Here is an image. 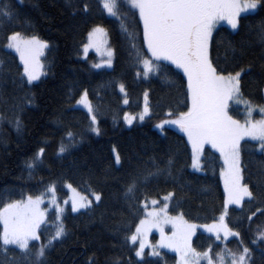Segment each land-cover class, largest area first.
<instances>
[{
  "label": "trees",
  "instance_id": "1",
  "mask_svg": "<svg viewBox=\"0 0 264 264\" xmlns=\"http://www.w3.org/2000/svg\"><path fill=\"white\" fill-rule=\"evenodd\" d=\"M116 3L118 16L111 17L103 0H0V208L42 196L53 186L64 199L66 184L100 196L83 212L68 209L63 218L65 235L51 245L48 241L60 224L50 212L40 240L30 242L31 253L11 245L7 252L0 247V264H178L177 256L164 250L157 257L136 255L137 246L129 237L145 215L144 202L171 193L170 213L199 225L217 221L225 210L220 155L205 148L203 171L195 172L187 138L174 128H157L190 109L187 77L174 65L153 58L138 10L128 0ZM258 4L255 12L240 17L238 29L222 25L215 30L210 59L225 75L245 69L241 97L260 107L264 0ZM97 26L107 31L114 51L109 70H95L90 63L94 55L82 58L88 35ZM16 32L47 43L45 76L38 83L28 82L19 57L7 48L8 37ZM145 60L151 62V70ZM85 92L99 134L93 131L90 115L77 107ZM146 101L148 119L126 127L125 115L140 114ZM229 112L244 120L243 107L232 104ZM16 118L21 121L19 130ZM41 149L43 155L38 157ZM241 155L244 183L253 197L228 212V225L239 236L223 243L198 232L194 248L199 253L211 249L218 259L225 250L239 254L248 247L249 264H264V240L257 238L264 230V150L260 143L245 140ZM30 163L35 167L29 168ZM133 182L136 188L129 193ZM40 245L45 246V257L38 259Z\"/></svg>",
  "mask_w": 264,
  "mask_h": 264
},
{
  "label": "snow or ice",
  "instance_id": "2",
  "mask_svg": "<svg viewBox=\"0 0 264 264\" xmlns=\"http://www.w3.org/2000/svg\"><path fill=\"white\" fill-rule=\"evenodd\" d=\"M259 0H246L241 4L239 0H128L132 8L139 12V17L143 21V36L147 41V46L152 56L156 60H169L177 68L183 70L188 78V89L191 94V109L182 113L177 120L164 121L158 125L163 129L164 124H176L187 133L188 139L192 144L195 159V165L198 166L199 156L203 151L205 144H211L217 148L224 157L227 165L225 175V190L228 193V203L242 205L244 198L253 197L249 186L242 183V168L240 162V141L245 136L254 140H260V147L264 150V118L260 120L249 119L244 123L233 119L228 114L229 101L236 98V102L241 100V75L245 69L233 73L223 74L217 70L212 60L209 58V41L212 30L217 20L226 19L233 28L239 23L240 13L246 9H255ZM103 8L108 15L116 17V0H103ZM87 6H85V10ZM5 16L9 12L3 13ZM102 28L94 29L90 33V38L96 33H101ZM264 35V33H262ZM8 49H14L20 54V59L24 63V74L28 82L39 79L36 68L39 67L35 61L34 53L38 48L47 47L46 44L38 41L35 37L30 40L23 39L19 32L13 33L8 37ZM88 47H85V53ZM111 55V53H109ZM145 66L151 70V62L144 61ZM110 65V61H109ZM99 67V65H95ZM2 67V62H0ZM123 91V86H121ZM78 103L84 105L88 112H92L91 102L88 101L87 92L83 94ZM127 103V101H125ZM248 115L251 117L252 108L249 102ZM148 109L145 107V112ZM264 113V108H260ZM95 121V116L92 117ZM125 119L131 124L135 117L126 116ZM143 119V116H141ZM3 117L0 116V121ZM14 123L17 130L21 127V121L16 118ZM98 133V129H94ZM71 133L69 137L71 138ZM65 148L62 146L60 152L63 153ZM43 155V149L37 154L38 157ZM120 162L119 155L116 157V163ZM170 163V162H169ZM29 168L35 167L34 163L28 165ZM71 187V185H69ZM136 188L133 182L128 192L132 193ZM55 192V189H52ZM75 191V190H73ZM166 196L167 201L171 197ZM100 196H96V201ZM42 202L41 197L33 199L28 196L27 200H15L8 202L0 208V222L3 223V232L0 234V247L5 252L7 246L15 245L23 253H31V241L40 240V225L44 220V213L40 209ZM157 201L153 200L155 205ZM91 201L86 203L73 202L72 211H79L80 208H86ZM147 207V205L145 206ZM62 212L63 209H60ZM167 204L159 211L153 210L148 212L150 219L140 221V226L136 229V234L129 237L133 244L136 243L138 236L146 235L147 231L153 226H159L162 223L172 222L176 231L173 238L162 239L161 246L172 248L181 254V264H198V259L203 255L208 264H213V259L209 254L197 253L190 246V237L196 225H190L181 217H169L166 214ZM161 213H164L161 216ZM224 215H227L225 211ZM224 217H221L223 222ZM208 227V226H205ZM225 232V236H239L238 232H233L226 224L221 223L218 228L216 225L208 227L209 231H215L217 238H220V230ZM65 235V229L61 221L54 235L49 239L48 244L62 238ZM163 237V229L161 228ZM259 240H264V230L257 233ZM256 241H253L255 243ZM145 244L142 242L137 251V256H142ZM211 249H209V252ZM154 255L157 253H153ZM232 259L231 264H249L250 249L244 247L237 253H228ZM35 255L39 258L45 257V246L40 245ZM217 264H224V256L220 255Z\"/></svg>",
  "mask_w": 264,
  "mask_h": 264
},
{
  "label": "rangeland",
  "instance_id": "3",
  "mask_svg": "<svg viewBox=\"0 0 264 264\" xmlns=\"http://www.w3.org/2000/svg\"><path fill=\"white\" fill-rule=\"evenodd\" d=\"M239 2L243 5V4L246 3V0H239ZM258 5H257V7L255 9H246V10L242 11L240 13L239 19L243 15H247V14H251V13L255 12L256 9L258 8ZM111 17H113V16H111ZM222 25L228 26L231 29L236 30V29H238L239 23H238V26L236 28H233L231 26V24L226 19L217 20L215 22V26H214V28L212 30V34H211L210 41H209V58H210V46H211V40H212L213 34H214L215 30L217 28H219L220 26H222ZM96 28H102L104 31L101 32V33H96L91 38H90V35H88L87 43L85 45V47L86 46L88 47V51L85 53V47L83 48L82 58L84 60H88L91 55H94V59L91 60V62H90L91 66L95 70H109L114 65V51H113V48L110 45L108 33L103 27L97 26V27L93 28L90 33H93L94 29H96ZM21 37L23 39H26V40H30V39L33 38V37H23V36H21ZM36 39L38 41L42 42L43 44L47 45V43H45L41 39H39V38H36ZM10 50L13 51L14 53H16L17 56L20 59V54L19 53H17L14 49H10ZM46 50H47V47L38 48L36 50V52L34 53L35 61L39 65V67L36 68V72L39 75V79L34 80L32 82H29L31 84L38 83L45 76L43 58H44V55L46 53ZM109 53H111V55H109ZM153 58H155V57H153ZM20 61H21V59H20ZM109 61H110V65H109ZM160 61L168 62V63H170V64H172V65H174L176 67V65L173 64L169 60H160ZM21 63L23 65V67H24V63L22 61H21ZM95 65H99V67H96ZM177 69H179L180 71L183 72L182 69H180V68H177ZM185 76L187 77L186 74H185ZM26 78H27V76H26ZM27 80H28V78H27ZM190 96H191V94H190ZM87 98H88V94H87ZM88 101H89V98H88ZM125 101H127V103H128V99L127 98H124V103H125ZM245 101L246 100H244L242 97H241V100H240L239 103L236 102V98H233V100L229 101V105H228V109H227L228 114L230 115V112H229L230 106L232 104H234V105H237V106H241V107H243L245 109L244 120H242V121L239 120L241 123H244L245 121H247L249 119H252V120L256 121V120H260V119L264 118V113L260 112V108H264V105L259 107V106H253V105L250 104L251 108L253 110H252L251 117H249V115H248L249 104H246ZM127 103H125V104H127ZM77 107L85 110L90 115L91 120L93 122V131H94L95 134H99L100 132H99V128H98L97 118H96V116H95V114L93 112V108H92V112H88L87 108L84 107V105H82V104H80L78 102H77ZM145 107H147V109H148L147 112H145ZM190 109H191V106H190ZM93 116H95V121H93V119H92ZM126 116H132V117H135V119L132 120L131 124H129V122L125 119ZM141 116H143V119H141ZM149 116H150V108H149V105H148V101H146L145 104H144L143 110H142V112L140 114H138V115L135 114L134 115V114L127 113L125 115V117H124V125L126 127H128V128H131L135 124H143L148 119ZM255 116H258V117H255ZM179 118H180V116L175 118V119H171V120H177ZM171 120L167 119V120H164V121H171ZM235 120H237V119H235ZM164 121L162 123H164ZM164 127H171V128H174V129L178 130L189 141L187 133L184 132L178 125L165 123ZM157 128H160V127H158V125H157ZM94 129H98V133ZM245 140H251L253 142L261 144L260 140H254V139H251L250 137H247V136H245L244 139H242L240 141V162H241V168H242L241 144ZM189 143H190L191 148H192V144H191L190 141H189ZM207 147L210 148L211 150H213L214 152H216L217 154H219L221 159H222V162H223V168H222V171H221V180H222V184H223V188H224L225 196H226V198H225V210L219 216L217 221H215V222H213L211 224L199 225V224H196V223L188 221L182 214H178V215L171 214L170 213V207H171V201H172L173 194L171 195L170 199L167 200V201L164 198L166 196H169V194L164 195L161 198H150L147 201H145L144 204H143L144 209H145V215L142 218V220L150 219V217H148V212H151L153 210L159 211L162 207H164L165 204H167V212H166L167 216L173 217V218L182 216L183 220L186 221L188 224L196 225L195 229L193 230V234L190 237V241H189L190 246H191V248L193 250H195V248H194V238L196 237L198 232H202L204 234L213 236L216 239V241L223 242V243H227L231 239L237 237V236H233V235L225 236V232L221 229L220 230V238L218 239L217 235H216V232L215 231H209L208 227L216 225L219 228L221 226V223H223V224H226L228 228H230L229 225H228V222H227V217H228L229 210L232 207H241L242 206V205H236V204H229L228 203V193L225 190V175H224V173H225V171L227 169V165L224 162V157L221 155L220 151L217 148H213L211 144H205L203 146V151H202V153L199 156L198 166H194L196 158L194 157L193 148H192V154H193L192 169L195 172H199V173L203 171V154H204L203 152H204V149L207 148ZM241 174L243 176V168H242V173ZM242 183H244V178H243ZM69 185L70 184H66L65 187H64L65 191L67 192V195H66V197L64 199L57 193V188L55 186L51 187L44 195L38 196V197L42 198V202L40 204V209L44 213V220H43V223H41V225H40L39 233H40V230H41L42 226L47 222L48 215L50 214V212H55L56 220H57L58 224H60L61 221L63 223L64 215H65V213L67 212L68 209H70L72 213L78 214V213L83 212V211L87 210L88 208H90L94 203H98L100 201V200L96 201V196L98 194L91 193L90 195H87V194L82 193L79 189H77L76 187H74L72 185H71V187H69ZM53 188L55 189V192L52 191ZM73 190H75V191H73ZM32 198L36 199L37 197H32ZM247 199H249V198L245 197L244 201L247 200ZM23 200H27V198H25ZM153 200L157 201V203L155 205L152 204ZM74 201L77 202V203H86L87 201H91V204L88 207H86V208H80L79 211H72V205H73ZM244 201H243V203H244ZM146 205H147V207H145ZM60 209H63V211L61 212ZM225 211L227 212V215H224ZM163 215H164V213H161V216H163ZM222 216L224 217L223 222L221 221V217ZM2 226H3V223H2ZM139 226H140V222L137 225V228ZM205 226H208V227H205ZM161 228L163 229V237L161 236ZM175 231H176V228L173 226L172 222L162 223L159 226L151 227L147 231L146 235L138 236V239H137L135 244H133L132 242L131 243L133 245L137 246V251L140 250L139 246H140V244L142 242L145 244L142 256H138L141 259H143L146 256L147 253H149L151 257H157L159 255L160 251L164 250V251H167L169 253H172V254L176 255L177 259H178V264H181V254L179 252L174 251L172 248L162 247L161 246L162 239L173 238V233ZM233 232H235V231H233ZM134 234H136V230H135ZM31 242H33V241H31ZM11 246L16 247L15 245H11ZM16 248H18V247H16ZM154 252L157 253V254L154 255L153 254ZM195 252L199 253L197 250H195ZM207 253L209 254V256L212 257L213 264H217L219 258L218 259H214L213 256H212V252L211 251L210 252L207 251ZM228 253H229V250H225L222 253V255L224 256V264H231L232 257ZM200 254H203V253H200ZM198 264H208L207 259L203 255H201L199 257V259H198Z\"/></svg>",
  "mask_w": 264,
  "mask_h": 264
}]
</instances>
